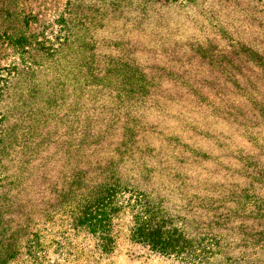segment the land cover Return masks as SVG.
I'll use <instances>...</instances> for the list:
<instances>
[{"label": "rangeland", "instance_id": "obj_1", "mask_svg": "<svg viewBox=\"0 0 264 264\" xmlns=\"http://www.w3.org/2000/svg\"><path fill=\"white\" fill-rule=\"evenodd\" d=\"M33 16L58 48L0 81V264H264V0H0L2 32ZM13 56L0 46L1 66ZM83 126L114 134L120 190L202 240L206 263L134 243L137 208L107 252L75 228L63 174Z\"/></svg>", "mask_w": 264, "mask_h": 264}, {"label": "trees", "instance_id": "obj_2", "mask_svg": "<svg viewBox=\"0 0 264 264\" xmlns=\"http://www.w3.org/2000/svg\"><path fill=\"white\" fill-rule=\"evenodd\" d=\"M31 17V16H30ZM28 17L25 20L27 31L22 34H7L0 31V46L4 49H11L14 58L10 62L0 65V81L15 74L18 70L27 67L26 61L21 62L25 57L34 59L38 53H53L57 50L55 40L50 41L49 36L40 37L37 32H32L31 27L34 22L39 21L37 16ZM60 32V30H59ZM53 35V34H52ZM50 51V52H49ZM2 71L5 76L1 75ZM111 88V83H106ZM130 91H135L132 87ZM0 88V100L2 96ZM4 115L0 112V137L3 134L2 123ZM83 135L88 140H84L68 152L67 158H73V168L70 172L65 171L63 188L65 190H77L78 196L75 202L74 221L75 228L84 229L99 240V246L104 252L113 249L114 244V219L118 217L122 209L126 207L133 211L137 208L134 215V225L131 231L132 241L147 247L152 252L164 256L175 255L179 257L184 254V259L192 257L193 260L198 256L207 262L206 254L212 252L203 241H195L188 238L184 232L178 228H170L172 225L167 215L160 208L148 204L147 194L142 191L120 190L124 184L120 183L116 177V164L108 156L111 153H120V142L117 146H110L106 142L114 137V134L103 136L100 141L91 140V131L85 126L82 127ZM1 141V138H0ZM74 185V187H72ZM119 189V190H118ZM80 191V192H79ZM75 192V191H74ZM67 193H64V196ZM160 209V210H158ZM156 214L157 219L148 218Z\"/></svg>", "mask_w": 264, "mask_h": 264}]
</instances>
